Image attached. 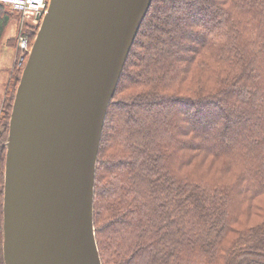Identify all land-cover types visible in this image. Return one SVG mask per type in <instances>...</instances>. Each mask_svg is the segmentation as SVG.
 <instances>
[{"label":"trees","instance_id":"16d2710c","mask_svg":"<svg viewBox=\"0 0 264 264\" xmlns=\"http://www.w3.org/2000/svg\"><path fill=\"white\" fill-rule=\"evenodd\" d=\"M13 14L0 3V46ZM93 225L101 264H264V0L151 1L107 107Z\"/></svg>","mask_w":264,"mask_h":264},{"label":"water","instance_id":"95a60500","mask_svg":"<svg viewBox=\"0 0 264 264\" xmlns=\"http://www.w3.org/2000/svg\"><path fill=\"white\" fill-rule=\"evenodd\" d=\"M151 1L47 0L3 141V264H101L93 225L99 143Z\"/></svg>","mask_w":264,"mask_h":264},{"label":"rangeland","instance_id":"374dc122","mask_svg":"<svg viewBox=\"0 0 264 264\" xmlns=\"http://www.w3.org/2000/svg\"><path fill=\"white\" fill-rule=\"evenodd\" d=\"M179 3L182 5V2ZM45 10L46 7L42 12L43 14ZM43 14H41L38 19H34V17L31 16L23 17L21 14L15 12V14H13V18L9 22V25L6 29L3 38V42L0 46V109L4 101L6 90L9 84L11 83L12 77L20 76L23 64L25 62L27 53L31 45L29 41L31 39L32 34L35 35V32L39 26ZM20 38L27 39L26 49H22V47L20 46ZM151 44H153V42H151ZM136 115L142 116L143 113L137 112ZM233 118L234 116L231 117V119ZM228 121H230V118L228 119ZM187 123L193 125L191 122ZM3 130V127H0V133H2Z\"/></svg>","mask_w":264,"mask_h":264},{"label":"built area","instance_id":"2783aa9c","mask_svg":"<svg viewBox=\"0 0 264 264\" xmlns=\"http://www.w3.org/2000/svg\"><path fill=\"white\" fill-rule=\"evenodd\" d=\"M0 3L8 6L12 11L21 14L23 17L31 16L34 19H38L46 7V0H0ZM19 44L22 49H26L27 39L20 38Z\"/></svg>","mask_w":264,"mask_h":264}]
</instances>
